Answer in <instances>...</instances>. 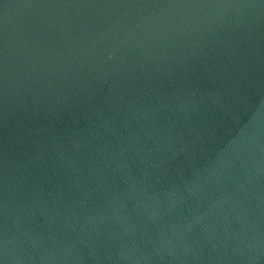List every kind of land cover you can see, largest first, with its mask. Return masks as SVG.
I'll return each instance as SVG.
<instances>
[{
  "label": "water",
  "instance_id": "water-1",
  "mask_svg": "<svg viewBox=\"0 0 264 264\" xmlns=\"http://www.w3.org/2000/svg\"><path fill=\"white\" fill-rule=\"evenodd\" d=\"M0 264H264V0H0Z\"/></svg>",
  "mask_w": 264,
  "mask_h": 264
}]
</instances>
